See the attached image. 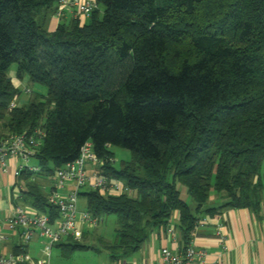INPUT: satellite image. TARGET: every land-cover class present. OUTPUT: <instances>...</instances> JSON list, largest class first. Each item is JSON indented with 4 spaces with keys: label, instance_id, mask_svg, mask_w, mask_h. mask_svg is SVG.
<instances>
[{
    "label": "trees",
    "instance_id": "obj_1",
    "mask_svg": "<svg viewBox=\"0 0 264 264\" xmlns=\"http://www.w3.org/2000/svg\"><path fill=\"white\" fill-rule=\"evenodd\" d=\"M56 1L0 0L1 128L43 129L34 157L39 171L52 176L90 141L101 172L132 189L81 193L93 216H116L115 241H100L111 260L138 251L174 211L188 241L204 215L259 210L264 0H95L86 21L73 17L49 31L44 19ZM12 64L18 79L26 74L46 93L11 106L18 95ZM111 145L128 149L130 160L115 167ZM18 175L29 179L32 172ZM27 188L32 205L49 211L42 189L34 182ZM213 191L222 203L207 204ZM57 244L63 254L82 247Z\"/></svg>",
    "mask_w": 264,
    "mask_h": 264
},
{
    "label": "built area",
    "instance_id": "obj_2",
    "mask_svg": "<svg viewBox=\"0 0 264 264\" xmlns=\"http://www.w3.org/2000/svg\"><path fill=\"white\" fill-rule=\"evenodd\" d=\"M96 8L95 0H57L54 15L60 19L67 10L73 9L74 18L87 19ZM14 103L12 102L11 106H14ZM43 137L44 130L41 128H36L30 133H7L0 137V169L5 171L6 161L11 157L24 160L34 157ZM102 163L91 142L86 141L73 161L54 171V181L46 194L49 211L16 206L8 215L6 226L18 236L19 242L16 251L0 254V264H49L48 257L53 245L60 243L63 238L76 239L83 231L84 225L95 227L101 218L93 216L86 207L85 210L78 208V199L83 191L93 190L104 196L132 194V189L124 181L101 172L99 168ZM23 169L37 172L40 167L21 166L15 174L18 175ZM68 183L71 186L66 193H62L61 190ZM203 221L202 219L199 222ZM163 231L167 237L175 239L176 226L171 221ZM36 237L44 241L42 258H34L27 251L29 244ZM6 239L7 234L0 232V244ZM205 256V249L193 244L186 245L181 251L162 246L154 264H219L218 258L212 263H207Z\"/></svg>",
    "mask_w": 264,
    "mask_h": 264
},
{
    "label": "crops",
    "instance_id": "obj_3",
    "mask_svg": "<svg viewBox=\"0 0 264 264\" xmlns=\"http://www.w3.org/2000/svg\"><path fill=\"white\" fill-rule=\"evenodd\" d=\"M68 18L69 20L73 18V9L67 10L60 19L54 14L46 15L45 26L49 31H53L60 21ZM81 20L84 22L87 19L82 18ZM9 72L13 84L15 82L13 80L20 81L16 75V67L11 73ZM3 135L5 132L2 130L0 137ZM25 165L37 166L38 161L35 157L28 160L11 157L6 161L5 171L0 169V181L6 188L5 196L0 190V211L3 217L5 216V222L0 220V232L7 234V239L0 244V254L16 251L19 242L18 236L7 229L8 215L14 211L16 206L23 205V207L37 209L32 205L28 194L23 193L25 189H28V183L34 182L46 195L54 181V176L40 171L32 172L29 179L16 175L15 171ZM48 179L51 182L47 191H44L42 186ZM70 186L71 184L68 183L61 192L66 193ZM184 192L187 193L186 188ZM178 216V211H174L170 219L176 226L175 239L167 237L162 229L154 230L138 251L127 256L125 264H154L162 246H167L173 251H181L188 244L205 249L207 263H212L218 258L219 264H264V194H262L261 206L257 211L250 208H229L218 214L204 215L200 219L204 221L197 223L188 241L183 240L182 233L177 227ZM218 232L221 234H217ZM34 240L42 241L37 237Z\"/></svg>",
    "mask_w": 264,
    "mask_h": 264
},
{
    "label": "rangeland",
    "instance_id": "obj_4",
    "mask_svg": "<svg viewBox=\"0 0 264 264\" xmlns=\"http://www.w3.org/2000/svg\"><path fill=\"white\" fill-rule=\"evenodd\" d=\"M38 19V18H37ZM39 20V19H38ZM66 23L69 22V18L65 20ZM180 51H182L183 55L189 53V48L186 44L181 46ZM16 65L12 64L10 72L15 70ZM15 81L14 84L18 89V95L15 99V103L17 105H25L28 104L38 93L45 94L46 87L32 82L28 75L24 74L20 81ZM44 99L45 97L42 96ZM1 128L0 123V131ZM6 132L5 130H3ZM8 133V132H7ZM5 133V134H7ZM110 149V162L115 166L119 167L120 163L123 161H129L131 158V153L128 149L121 148L118 146L111 145ZM34 161V160H32ZM51 180L48 179L45 181L42 188L44 191H47L48 186L50 185ZM6 188L0 181V190L3 192L5 196ZM185 187L179 185V190L181 192V197L193 208L195 203L191 199L188 193L184 192ZM85 190V188H83ZM224 199L221 198L216 192H211L210 199L208 201V205H218L222 203ZM23 206V205H22ZM86 207V199L84 196H80L78 199V208L79 210H85ZM0 220H4L3 213L0 211ZM117 226L116 216L114 214H106L104 215L99 223L95 227H90L84 225L83 231L78 235L76 239H62L61 243L67 242H77L82 247L80 249H76L69 254H63L62 248L55 244L52 246L50 254H49V264H125V260L128 257L121 258L119 257L114 262L110 258L109 252L103 247V244L100 241L112 244L115 241V228ZM42 240V239H41ZM44 241L33 240L29 244L28 252L34 258H42L44 257L43 253ZM1 251V249H0ZM4 252V250H3ZM137 258V257H136Z\"/></svg>",
    "mask_w": 264,
    "mask_h": 264
}]
</instances>
